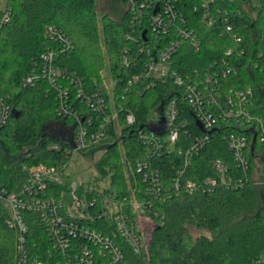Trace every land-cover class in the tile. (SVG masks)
<instances>
[{
	"label": "trees",
	"instance_id": "trees-1",
	"mask_svg": "<svg viewBox=\"0 0 264 264\" xmlns=\"http://www.w3.org/2000/svg\"><path fill=\"white\" fill-rule=\"evenodd\" d=\"M171 1L182 12L187 25L200 38L199 50L184 41L171 60L172 68L185 78L205 72L213 62L230 61L235 73L222 77L220 103L231 90L253 89L252 103L264 107V0L254 5L252 0L235 4L218 3L220 8L217 25L208 26L204 19L203 0ZM129 0H127V3ZM250 3V7L247 5ZM11 8L8 22L0 29V94L9 97L12 114L0 129V140L7 153H14L17 146L40 138L36 148L28 149L22 158L27 167L41 164L56 165L71 157L74 147V131L78 127L74 114L84 121L89 133L101 129L103 114L87 100L98 93L104 97L107 111L118 113L107 125L106 136L110 143L94 164L98 174L91 184L107 183L110 190L123 199L151 200L152 207L146 216L156 224L151 239L145 243L144 252L133 254L120 235L109 234L120 242L130 264H264V186L261 189L254 178L256 159L264 162V142L252 127L219 120L211 132V141L192 157L186 167L179 153L183 142L170 144L163 133L160 110L169 100L176 99L179 120L186 121L181 130L189 136L207 132L198 124V117L184 97V88L171 78L166 81L150 79L143 75L148 55L142 51L146 45L142 37L145 25H139L134 12L127 7L120 19L105 15L100 20L97 0H7L0 7V18ZM49 24L57 25L73 42V50L56 57V63L67 73L82 78L80 85L61 79L69 87L67 108L61 112L58 91L44 76L46 61L43 55L56 49L57 43L45 33ZM232 25V30L227 26ZM149 34V33H148ZM130 61L125 62V50ZM232 49L229 56L227 52ZM109 70L113 85L105 83L103 71ZM36 74L39 77L31 85L24 79ZM132 82V83H131ZM261 110V109H260ZM133 114L134 122L127 116ZM61 123L70 127L71 136L51 132L46 126ZM155 131L162 139V147L152 151L143 141L142 133ZM244 133L248 137L247 156L250 168L244 172L236 163L228 147L226 135ZM5 152V153H6ZM3 153L1 166L3 178L15 174L11 162ZM150 160L160 173V190L166 199L156 198L148 191L149 182L138 171L136 161ZM221 159L229 167L232 183L221 180L213 166ZM214 177L218 184L213 191L206 189L205 180ZM14 178V177H13ZM180 178L181 187H173ZM264 178V176H263ZM15 182V178L13 179ZM198 189L190 192L187 182ZM14 184V183H13ZM54 194L59 189H52ZM165 195V194H163ZM164 197V196H163ZM29 259L40 256L43 264H51V243L47 229L37 216L29 218ZM18 251V231L0 218V264H23Z\"/></svg>",
	"mask_w": 264,
	"mask_h": 264
},
{
	"label": "built area",
	"instance_id": "built-area-1",
	"mask_svg": "<svg viewBox=\"0 0 264 264\" xmlns=\"http://www.w3.org/2000/svg\"><path fill=\"white\" fill-rule=\"evenodd\" d=\"M241 0H203L205 8L204 19L208 26L217 25L219 22L220 8L218 3L225 2L230 5ZM128 7L134 12V17L139 25L144 26L142 37L146 31L144 40L146 45H141L142 51L148 55L143 75L150 79L166 81L171 78L184 89V97L190 103L198 117V124L207 132L195 136H189L185 131L184 139L181 130L187 122L179 120V106L176 99L169 100L160 110L159 120L162 121L163 133L167 134L170 144L183 142L185 145L179 153L183 156L186 167L191 163L193 155L211 141V132L218 121L234 122L241 126L252 127L264 142V107L260 108L252 103L253 89L247 87L242 90H231L226 94L224 102L220 103V88L222 77L237 70L228 60L213 62L203 73L197 72L193 77L181 76L172 68L171 60L179 51L184 41L191 43L192 47L199 50L202 46L200 38L194 30L187 25L186 17L177 10L171 1L162 0H129ZM11 8H7L0 18V29L8 22ZM232 30V25L227 26ZM46 35L55 40L56 49L48 50L44 55L46 64L43 74L52 86L58 91L61 112H71L67 108L69 87L61 83V79H70L80 85V92H84L82 78L72 75L62 69L55 61L59 55H65L73 50V42L57 25L49 24L45 27ZM149 33V34H148ZM232 49L227 55L232 54ZM130 54L125 50V62L129 63ZM39 76L36 74L25 77L24 84H33ZM132 83V82H131ZM87 100L103 114L104 122L101 129L89 133L84 121L90 124L91 119L80 120L79 114H74L78 127L74 131V149L91 146L106 136L107 125L116 119V111L109 113L104 97L98 93L93 94ZM261 109V110H260ZM12 114V105L9 97L0 94V129L4 127ZM129 123L134 122L133 114L127 116ZM228 147L232 152L237 165L247 172L250 161L247 156L248 137L244 133H231L225 136ZM144 142L150 145L152 151L162 147V139L155 131L142 133ZM73 150L69 160L56 165H37L27 167L30 171L29 178L20 179L15 174L3 178L1 160L3 149L0 148V218L18 231V251L20 261L26 264L29 259L28 234L30 232L29 218L37 216L42 225L47 229L52 256L51 264H130L124 246L109 234L114 228V235L127 244L133 254L144 252L143 240L138 229L137 217L152 207L151 200H138L134 197L129 201L123 199L120 194L110 190L107 183L100 185L74 180L67 182L69 162L72 159ZM213 166L220 173L221 180L230 185L232 179L229 175L228 165L221 159H216ZM138 171L143 173L145 181L149 182L148 191L156 198L166 199V193L160 190V173L152 166L150 160L139 159L136 161ZM15 170V169H14ZM15 178V182L13 179ZM14 183V184H13ZM218 179L210 177L205 180L206 189L215 190ZM174 188L181 187L180 178L176 179ZM59 189L54 194L52 189ZM190 192L198 189L192 181L187 182L186 187ZM165 194V195H163ZM68 195V198L66 197ZM164 196V197H163ZM37 255L34 264H43Z\"/></svg>",
	"mask_w": 264,
	"mask_h": 264
},
{
	"label": "rangeland",
	"instance_id": "rangeland-1",
	"mask_svg": "<svg viewBox=\"0 0 264 264\" xmlns=\"http://www.w3.org/2000/svg\"><path fill=\"white\" fill-rule=\"evenodd\" d=\"M260 0H252L254 5L259 4ZM7 0H0V7L4 8L6 6ZM129 2L127 0H97V12L98 17L101 20L103 16L110 15L115 19H120L123 12L127 9ZM250 3L247 5L249 8ZM105 76V83L107 87L111 90L113 81L108 69L103 71ZM46 129L51 132H56L57 134H62L65 136H71L72 130L70 127L64 126L61 123H52L46 126ZM111 137H104L98 142L91 146L83 147L80 149H74L72 154V159L69 162L68 172L70 176L67 177V182H72L78 180L80 182H88L90 179L94 178L98 171L95 167V160L98 159L106 149V147L112 143ZM41 139L35 138L32 141L21 144L17 146V150L14 153H7L4 143L0 140V148L3 149L6 154V158L11 162L12 167L17 172V176L22 178H29L30 171L26 165L22 163V158L26 155L28 149L36 148L40 145ZM254 178L261 189L264 186V162L259 156L256 161ZM68 198V195L66 196ZM264 207V204H263ZM138 229L143 240V245L151 239V236L155 230L156 224L151 220L150 217L142 214L137 217ZM262 261H264V254L262 256Z\"/></svg>",
	"mask_w": 264,
	"mask_h": 264
},
{
	"label": "water",
	"instance_id": "water-1",
	"mask_svg": "<svg viewBox=\"0 0 264 264\" xmlns=\"http://www.w3.org/2000/svg\"><path fill=\"white\" fill-rule=\"evenodd\" d=\"M144 36L146 35V31L144 32V34H143Z\"/></svg>",
	"mask_w": 264,
	"mask_h": 264
}]
</instances>
